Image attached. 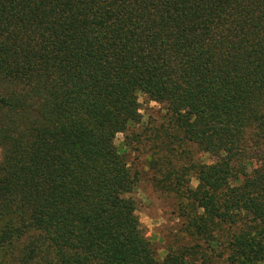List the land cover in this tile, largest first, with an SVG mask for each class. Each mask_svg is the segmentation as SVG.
I'll list each match as a JSON object with an SVG mask.
<instances>
[{"label":"trees","instance_id":"1","mask_svg":"<svg viewBox=\"0 0 264 264\" xmlns=\"http://www.w3.org/2000/svg\"><path fill=\"white\" fill-rule=\"evenodd\" d=\"M0 149V264H264V0H0ZM147 168L180 220L162 261Z\"/></svg>","mask_w":264,"mask_h":264},{"label":"rangeland","instance_id":"2","mask_svg":"<svg viewBox=\"0 0 264 264\" xmlns=\"http://www.w3.org/2000/svg\"><path fill=\"white\" fill-rule=\"evenodd\" d=\"M148 102L144 101V103H140L141 109L144 111V114L148 117L147 121H144L146 124L145 128H151V127H159V124L164 122V114L161 112L160 108H148L147 107ZM144 128L141 129H131L129 133H127L126 136H128V139L125 140V135L123 136L122 142L118 143L116 145L121 152H124L126 156L129 157V159H133L135 154H131L128 149L124 147V141L131 140L133 141V145L135 146V142L138 138V136L141 135V132H143ZM144 138L149 137L150 133H146L144 135ZM130 142V141H128ZM150 145H146L143 148V152L141 154L140 160L141 163H149L148 158L152 157V154L157 155L156 151L153 149H149ZM181 147L176 150L175 156L172 158V164L175 168H178V166H187L191 161L194 162H203V158L201 156L202 153H199L193 145H184V144H176V147ZM161 154V153H160ZM148 157V158H147ZM209 160V158L207 157ZM209 161L212 162L210 159ZM262 163V162H261ZM205 164V163H204ZM150 165V164H149ZM152 165V164H151ZM256 162L254 163V168L258 167ZM141 178L138 185V188L140 189V193L144 195V197L148 200V203L145 204L143 200L140 199L139 194L136 192V199L138 203L137 207V215L140 220L141 216L147 217L153 221L156 220H163L164 223L159 225L158 227H154L152 231L154 232V235L157 237L156 241L153 244V246L156 248V250L165 249L167 240L166 237L168 236V233L175 229V226L177 223H174V217L172 215V212L175 209V199L174 196L170 193H167L159 184H157L156 177L153 176L154 172L151 168H147V171L141 172ZM142 225V224H141ZM146 237L150 240L149 230L142 225ZM165 236V237H164ZM165 251V250H164ZM159 257V256H158Z\"/></svg>","mask_w":264,"mask_h":264},{"label":"clouds","instance_id":"3","mask_svg":"<svg viewBox=\"0 0 264 264\" xmlns=\"http://www.w3.org/2000/svg\"><path fill=\"white\" fill-rule=\"evenodd\" d=\"M134 95L138 98V101H137L138 103H144L145 99H147V97L144 94H142L139 90H137L134 93ZM147 107L148 108L158 109L160 107V105L156 101H151L150 100L148 102V104H147ZM138 114L143 117V121L142 122L147 121L148 117L144 114V111L142 109L138 110ZM122 140H123L122 134H119V133L116 134L115 135V140H114L115 146L118 145V143L122 142ZM117 154H120V153H117ZM201 156L203 158V162L205 164H208L209 166H211L212 162L207 159V154H203L202 153ZM3 159H4V151H3V149H0V162H2ZM128 166H130V165H126V167H128ZM145 171H147V169H145ZM239 183H240V181H237L235 186H239ZM190 185H191V187L193 189H195L196 187H198L199 181H197L195 179H192L190 181ZM229 186L230 187L234 186L233 183L231 182V180L229 182ZM134 191H136L139 194L140 199L143 200L145 204L148 203V200L144 197V195L142 193H140V189L139 188H134ZM203 211H204L203 209H199L198 210V214H202ZM133 214L137 215L135 210L133 211ZM138 223L144 225L149 230V235H150L149 243H154L156 241L157 237L154 235V232L152 231V229L154 227H158L159 225L163 224L164 221L163 220L153 221V220H151V219H149L147 217L141 216L140 220L138 221ZM174 223H177V224L180 223V220H179L178 217L175 218ZM157 255L159 256L160 260L162 261L164 256L166 255V252L163 249H160V250L157 251ZM226 258L227 257L225 256V259ZM237 259H240V258L238 257Z\"/></svg>","mask_w":264,"mask_h":264}]
</instances>
